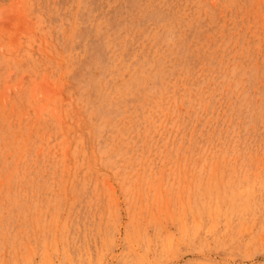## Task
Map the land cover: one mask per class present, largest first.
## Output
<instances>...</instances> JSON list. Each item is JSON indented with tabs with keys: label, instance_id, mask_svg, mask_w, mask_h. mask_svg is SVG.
<instances>
[{
	"label": "rangeland",
	"instance_id": "374dc122",
	"mask_svg": "<svg viewBox=\"0 0 264 264\" xmlns=\"http://www.w3.org/2000/svg\"><path fill=\"white\" fill-rule=\"evenodd\" d=\"M0 264H264V0H0Z\"/></svg>",
	"mask_w": 264,
	"mask_h": 264
}]
</instances>
